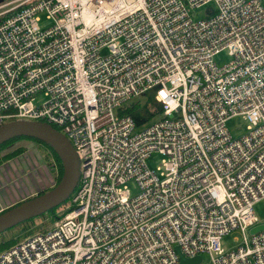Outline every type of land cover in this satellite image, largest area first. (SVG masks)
I'll list each match as a JSON object with an SVG mask.
<instances>
[{"label":"built area","instance_id":"2783aa9c","mask_svg":"<svg viewBox=\"0 0 264 264\" xmlns=\"http://www.w3.org/2000/svg\"><path fill=\"white\" fill-rule=\"evenodd\" d=\"M149 92L163 112L139 128L122 108ZM15 121L62 134L79 177L55 224L0 264H264V232L249 234L264 199V0H0V127Z\"/></svg>","mask_w":264,"mask_h":264},{"label":"rangeland","instance_id":"374dc122","mask_svg":"<svg viewBox=\"0 0 264 264\" xmlns=\"http://www.w3.org/2000/svg\"><path fill=\"white\" fill-rule=\"evenodd\" d=\"M204 8L194 11L191 15L194 20L204 17ZM47 25L44 20L40 26ZM216 65L221 67L231 61L228 53L222 52L214 59ZM139 103L148 104L147 107L151 111L153 106L149 99L139 98ZM43 102V98H38L36 103ZM159 118L157 117V120ZM246 122L242 118H233L227 122L226 126L233 138L241 137L246 131ZM162 156L153 153L147 159V166L155 170L161 164ZM57 164L54 155L43 144L34 140H20L14 142L11 146L0 151V183L6 180H13L15 183L5 185L0 190V206L5 209L24 202L36 195L44 193L57 184L59 180L58 171L55 168ZM5 176V177H4ZM15 179V180H14ZM131 193H136V189L132 183L129 184ZM61 209H58L60 214ZM253 214L258 219V225L264 224V199L257 202L253 207ZM50 215H44L34 221L17 226L11 231H7L5 235L0 236V242L11 240L19 241L25 238L27 234H31L43 227H52ZM35 233V232H34ZM242 234L239 231L222 237L220 241L221 248L225 251L237 247L242 241ZM2 248L4 245H0ZM209 261L208 256H203V262Z\"/></svg>","mask_w":264,"mask_h":264},{"label":"water","instance_id":"95a60500","mask_svg":"<svg viewBox=\"0 0 264 264\" xmlns=\"http://www.w3.org/2000/svg\"><path fill=\"white\" fill-rule=\"evenodd\" d=\"M16 139L34 140L49 147L60 160L62 174L58 183L48 191L5 209L0 214V234L61 206L74 191L79 177V162L72 146L54 128L29 121H15L0 127V147ZM259 232H264V224L252 228L249 234ZM179 256V264H198L201 261L200 257L187 259Z\"/></svg>","mask_w":264,"mask_h":264},{"label":"trees","instance_id":"16d2710c","mask_svg":"<svg viewBox=\"0 0 264 264\" xmlns=\"http://www.w3.org/2000/svg\"><path fill=\"white\" fill-rule=\"evenodd\" d=\"M143 98L144 99H149L150 100V102L152 103V107H151V109H153V111H151L150 109H149V107H147V105L148 104H140L139 103V98H137V99H135V100H132V101H130L128 104H126L125 106H123V108H122V114H125V115H127V116H130L132 119H133V121L135 122V125L137 126V127H143V126H146V125H148V124H150L151 122H153V121H155V120H157V117L158 118H160V116L162 115V112H163V108H162V106L158 103V102H156V100L154 99V93L153 92H149V93H147L146 95H144L143 96ZM20 140H29V139H16V140H13V141H10V142H8V143H6L5 145H3V146H1L0 147V151H2V150H4V149H6L7 147H9V146H11L14 142H17V141H20ZM44 145V144H43ZM45 147H47L46 145H44ZM50 151H51V153L54 155V157H55V160H56V162H57V164L55 165V168H56V170L58 171V176H59V180H60V177H61V174H62V167H61V163H60V160H59V158H58V156L49 148V147H47ZM58 180V181H59ZM58 183V182H57ZM66 203V202H65ZM65 203H63L61 206H59L58 208H56V209H54V210H52V211H50V212H48V213H46V214H44V215H50L51 216V221H52V223H54L55 224V222L60 218V216H59V214H58V209L59 208H61ZM43 215V216H44ZM42 217V216H41ZM40 218V217H39ZM37 219V218H36ZM35 220V219H34ZM34 220H30V221H28V222H26V223H23V224H21V225H24V224H28V223H30V222H32V221H34ZM54 224H52V226L54 225ZM21 225H19V226H21ZM46 229H48V228H46V227H43L41 230H36V231H34L35 233L36 232H41V231H45ZM12 230V229H11ZM10 230V231H11ZM34 232L33 233H31V234H27L26 236H25V238L26 237H28V236H30V235H32V234H34ZM5 233L6 232H4V233H2V234H0V236H2V235H5ZM19 241H21V240H19ZM19 241H11V240H7V241H3V242H0V245H4V247L2 248L1 246H0V253L2 252V251H4V250H6V249H8V248H10L11 246H13L14 244H16L17 242H19Z\"/></svg>","mask_w":264,"mask_h":264},{"label":"crops","instance_id":"0c3cea01","mask_svg":"<svg viewBox=\"0 0 264 264\" xmlns=\"http://www.w3.org/2000/svg\"><path fill=\"white\" fill-rule=\"evenodd\" d=\"M5 177V176H4ZM10 180V179H9ZM9 180H6L5 182H1L0 183V190L1 189H3V188H5V185H10L12 182H13V180H11L10 182H9ZM15 180V179H14ZM13 183H15V181L13 182Z\"/></svg>","mask_w":264,"mask_h":264}]
</instances>
